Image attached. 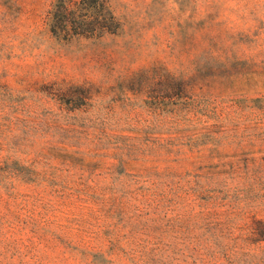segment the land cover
<instances>
[{
  "label": "rangeland",
  "instance_id": "374dc122",
  "mask_svg": "<svg viewBox=\"0 0 264 264\" xmlns=\"http://www.w3.org/2000/svg\"><path fill=\"white\" fill-rule=\"evenodd\" d=\"M50 2L0 0V264H264V0Z\"/></svg>",
  "mask_w": 264,
  "mask_h": 264
},
{
  "label": "trees",
  "instance_id": "16d2710c",
  "mask_svg": "<svg viewBox=\"0 0 264 264\" xmlns=\"http://www.w3.org/2000/svg\"><path fill=\"white\" fill-rule=\"evenodd\" d=\"M43 21L47 31L62 40L97 39L118 28L108 0H51Z\"/></svg>",
  "mask_w": 264,
  "mask_h": 264
}]
</instances>
